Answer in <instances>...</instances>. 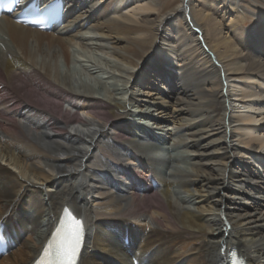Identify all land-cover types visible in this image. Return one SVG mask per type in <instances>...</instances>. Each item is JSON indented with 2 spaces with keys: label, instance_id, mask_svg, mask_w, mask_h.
I'll list each match as a JSON object with an SVG mask.
<instances>
[{
  "label": "bare ground",
  "instance_id": "1",
  "mask_svg": "<svg viewBox=\"0 0 264 264\" xmlns=\"http://www.w3.org/2000/svg\"><path fill=\"white\" fill-rule=\"evenodd\" d=\"M66 8L51 32L0 17V225L17 242L0 264L44 260L65 211L78 264H222L232 247L264 264V0ZM94 53L123 81L107 94L73 83Z\"/></svg>",
  "mask_w": 264,
  "mask_h": 264
},
{
  "label": "rangeland",
  "instance_id": "2",
  "mask_svg": "<svg viewBox=\"0 0 264 264\" xmlns=\"http://www.w3.org/2000/svg\"><path fill=\"white\" fill-rule=\"evenodd\" d=\"M249 24H251V23H249ZM241 39H242V37H241ZM75 54L77 55V53L74 50L73 56ZM93 56H94V59L92 58V60H94V62L98 63L97 64L98 66H96V65L94 66V68H93L94 70H93L92 75H90L89 72L86 71L83 67V64L91 65L87 58H83V60L86 59V61H83L82 62L83 64H82L79 61H77L78 57L77 58H76V56L73 57V61L71 62V65H70L71 72L74 75V77H76V78H74L73 83L77 84L78 86L82 85V87L86 85L85 87L91 88L97 93L102 92L103 94H107V91H108L107 89L110 88L112 90L115 85L122 84L123 81L119 76H113L112 73H107V71H113V70L116 71V70H115V68H112L113 64H109V66H108L107 59H105L104 56L101 55V53H94ZM96 59H98V60H96ZM109 63H111V62H109ZM60 67L62 70L68 69L67 66L65 65L63 59H60ZM104 86H105V88H104ZM65 104H63V103H62V105L60 104V107L62 109L64 108V110H66V106L65 107L63 106ZM60 114H63V113H60ZM170 149L171 148H169L168 150H170ZM174 149L175 148H172L171 151L167 150V153L174 154V152H175ZM178 154L181 156H185V157L187 155L184 150H182ZM176 164L179 165L180 167H182V169L190 167L188 165V162L185 160H181V161H179V163L177 162Z\"/></svg>",
  "mask_w": 264,
  "mask_h": 264
},
{
  "label": "snow or ice",
  "instance_id": "3",
  "mask_svg": "<svg viewBox=\"0 0 264 264\" xmlns=\"http://www.w3.org/2000/svg\"><path fill=\"white\" fill-rule=\"evenodd\" d=\"M14 4H22L24 0H12ZM9 12L12 8L7 9ZM82 237V224L79 220L73 219V233L70 242L66 248H62L58 253V259L54 264H75L76 256L79 251L80 241Z\"/></svg>",
  "mask_w": 264,
  "mask_h": 264
}]
</instances>
